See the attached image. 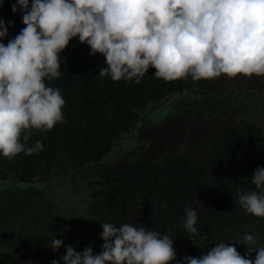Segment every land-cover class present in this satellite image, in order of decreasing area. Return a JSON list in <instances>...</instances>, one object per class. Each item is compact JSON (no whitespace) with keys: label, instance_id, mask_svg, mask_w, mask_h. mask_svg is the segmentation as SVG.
<instances>
[{"label":"trees","instance_id":"obj_1","mask_svg":"<svg viewBox=\"0 0 264 264\" xmlns=\"http://www.w3.org/2000/svg\"><path fill=\"white\" fill-rule=\"evenodd\" d=\"M15 3L4 0L0 6V19L8 29L0 40L5 45L25 27L21 11H12ZM31 4L29 0V10ZM89 52V46L76 37L61 53L60 77L45 78V83L58 88L66 101L63 122L48 132L29 130V147L35 141L43 142L38 154L22 152L11 159L0 155V181L47 183L57 163L81 167L97 162L116 138L136 126L143 112L173 93L212 81H193L189 76L166 82L156 79L155 69L150 68L140 84L123 79L116 82L110 76H99V69L107 66L105 57ZM213 102L220 128L210 132L213 144L209 152L196 157L171 152L160 161V155L176 144L177 135L193 125L196 111L184 107L143 130L140 136L145 142L119 164L106 165L103 199L83 213H57L44 198L39 200V188L11 203L0 202V264H50L52 260L63 264L68 245L76 251L92 246L98 254L103 243L101 223L132 224L169 235L176 260L182 264L183 257L206 255L218 242L233 243L244 255L246 245L237 244L244 233L254 235L258 247L264 246V217L246 213L237 195L238 191H257L251 178L258 167H264V117L238 120L240 107H231L222 98ZM185 207L197 212V234L183 228ZM62 230L64 234L59 235ZM204 234L207 239L201 238ZM54 238L64 241L58 252L49 247Z\"/></svg>","mask_w":264,"mask_h":264},{"label":"clouds","instance_id":"obj_2","mask_svg":"<svg viewBox=\"0 0 264 264\" xmlns=\"http://www.w3.org/2000/svg\"><path fill=\"white\" fill-rule=\"evenodd\" d=\"M18 10L25 27L7 45L0 42V155L9 159L43 150L39 140L28 146L30 129L48 132L63 122L66 101L45 78L60 77L61 53L76 37L89 46L90 56L105 57L99 76L116 82L140 84L150 68L166 82L264 76V0H32L30 10L29 0H16L12 11ZM7 34L0 19V40ZM251 183L257 191H238V204L264 217V167L253 172ZM184 213L183 228L197 234V212L185 207ZM101 227L98 254L92 246L76 251L68 245L63 264L176 260L169 235L132 224ZM237 244L246 245L244 255L233 243L218 242L206 255L183 257V264H264V246H257L254 235L244 233ZM62 246L64 241L54 238L49 247L58 252Z\"/></svg>","mask_w":264,"mask_h":264},{"label":"rangeland","instance_id":"obj_3","mask_svg":"<svg viewBox=\"0 0 264 264\" xmlns=\"http://www.w3.org/2000/svg\"><path fill=\"white\" fill-rule=\"evenodd\" d=\"M220 98L224 102H229L231 107H240L241 115L238 120L264 117V76L238 75L229 78L222 75L212 79L207 86L192 87L173 93L159 106L143 112L136 126L116 138L109 152L101 160L81 167L57 163L47 183L22 184L8 180L0 181L2 191L0 202L11 203L21 198L26 191L39 188L42 191L37 195L40 196L39 200L44 198L57 213L64 214L71 210L83 213L90 204L101 202L103 199V189L106 188L103 171L106 165L119 164L122 157L145 142L140 136L143 130L152 128L184 107L192 106L196 111L193 125L177 135L176 144L160 155V161L171 152H186L195 157L209 152L213 144L212 133H216L215 128L218 131L220 128L215 122L217 117L213 101ZM203 105H207L205 110L201 108Z\"/></svg>","mask_w":264,"mask_h":264}]
</instances>
